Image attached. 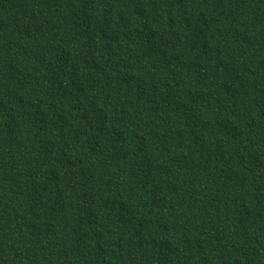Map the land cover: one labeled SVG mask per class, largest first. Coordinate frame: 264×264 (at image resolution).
Instances as JSON below:
<instances>
[{
  "label": "trees",
  "instance_id": "1",
  "mask_svg": "<svg viewBox=\"0 0 264 264\" xmlns=\"http://www.w3.org/2000/svg\"><path fill=\"white\" fill-rule=\"evenodd\" d=\"M0 264H264V0H0Z\"/></svg>",
  "mask_w": 264,
  "mask_h": 264
}]
</instances>
